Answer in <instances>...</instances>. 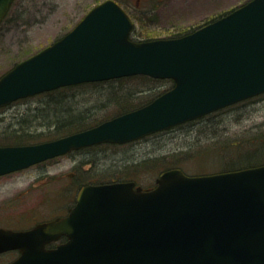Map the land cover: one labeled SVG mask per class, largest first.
<instances>
[{
    "label": "water",
    "instance_id": "obj_1",
    "mask_svg": "<svg viewBox=\"0 0 264 264\" xmlns=\"http://www.w3.org/2000/svg\"><path fill=\"white\" fill-rule=\"evenodd\" d=\"M15 0H0V23ZM116 0L93 6L69 32L0 77V108L63 86L132 75L172 79L150 103L39 143L0 145V176L83 147L127 143L264 93V0H249L178 37L130 39ZM66 236L55 247L52 241ZM8 264H264V164L191 175L86 184L63 217L0 228Z\"/></svg>",
    "mask_w": 264,
    "mask_h": 264
},
{
    "label": "rangeland",
    "instance_id": "obj_2",
    "mask_svg": "<svg viewBox=\"0 0 264 264\" xmlns=\"http://www.w3.org/2000/svg\"><path fill=\"white\" fill-rule=\"evenodd\" d=\"M102 1L15 0L0 24V77L61 38ZM116 1L134 20L131 37L145 41L185 34L248 0ZM172 86L155 80H123L23 98L0 110V143H14L7 142L14 135L37 138L29 140L36 143L69 134L51 132L54 121L43 116L60 100L98 124L124 113L117 112L118 102L110 100L109 91L134 104L144 102L133 110ZM233 143L239 149L264 148V93L131 143L85 147L0 176V227L27 229L66 214L87 183L127 177L151 188L161 171L172 167L191 175L228 171L233 169L230 162L238 158L236 147L230 149ZM17 256L14 251L1 254L0 264Z\"/></svg>",
    "mask_w": 264,
    "mask_h": 264
},
{
    "label": "trees",
    "instance_id": "obj_3",
    "mask_svg": "<svg viewBox=\"0 0 264 264\" xmlns=\"http://www.w3.org/2000/svg\"><path fill=\"white\" fill-rule=\"evenodd\" d=\"M191 31H193V30H191ZM177 36H179V35H177ZM123 80H134V81L155 80V81L161 82V83L162 82L173 83V80H171V79L153 78V77H150L148 75H141L140 74V75L124 76V77L111 79V80L80 83V84H76V85L77 86L78 85L79 86H87L90 84L108 85V84H112L115 81L122 82ZM76 85H69V86L60 87V88L55 89V90L46 91V92H44V94H55L56 92H58L60 90L65 91L66 89L67 90L72 89ZM107 95H110V100H112L116 103L118 102L117 103V106H118L117 112L118 113L126 112V111L134 108L135 107L134 105L144 103V102H137V104H134L133 103L134 101H129L127 98L124 99L121 95H119L118 93L113 92V91H109V93H107ZM65 101L66 100L57 101L55 104L51 105L52 106L51 109H49V111L47 110L45 112V115H43V116H45L46 119L54 121L53 125L55 126L54 127L55 129L52 130L51 132L56 134V132L59 131L60 132L59 134H61V133H63V130H66L67 132L72 133V132H75L78 130L86 129L88 127H91V126L97 124L96 122H88L90 120L87 117H85L83 114H81V112L79 113V112H75L74 110H72V108H70L69 105H67V103ZM137 108H138V106H137ZM83 118H84V120H83ZM104 120H106V118ZM104 120H102V121H104ZM186 123H188V122H186ZM180 125H182V124H180ZM56 136H59V135H56ZM36 139L37 138H33V137L28 138V137L22 136V135H14V136H10V139L7 140V142H14V143H4V142H6V141H4V142L0 143V145H3V144H27V143H33L32 141H29V140H36ZM106 144H109V143H106ZM232 146H233V148L230 145V149H234L237 146V144L233 143ZM237 147L235 148V150L237 152L238 158L236 160L230 162V165H229L233 169H240V168H245V167H250V166H256V165H260V164L264 163V148L262 147V145L256 146L254 148H249V149H243V148L239 149ZM117 177H119V176H117ZM127 179H129V178L121 177V178H116V179H112V180H127ZM99 182H103V181L101 180Z\"/></svg>",
    "mask_w": 264,
    "mask_h": 264
},
{
    "label": "flooded vegetation",
    "instance_id": "obj_4",
    "mask_svg": "<svg viewBox=\"0 0 264 264\" xmlns=\"http://www.w3.org/2000/svg\"><path fill=\"white\" fill-rule=\"evenodd\" d=\"M130 14V13H129ZM131 15V14H130ZM132 17V16H131ZM134 28V27H133ZM133 30V29H132ZM131 33H132V31H131ZM132 36V35H131ZM131 39L132 40H134V41H139V39H135V38H132L131 37ZM64 215V214H63ZM63 241H65V237H62V239L60 240V241H58V242H63ZM14 252H17V251H14ZM18 253V252H17Z\"/></svg>",
    "mask_w": 264,
    "mask_h": 264
}]
</instances>
